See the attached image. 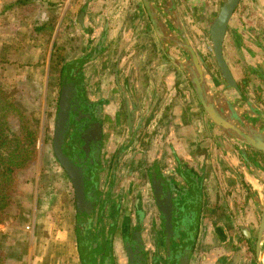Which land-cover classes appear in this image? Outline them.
<instances>
[{
	"label": "crops",
	"instance_id": "crops-1",
	"mask_svg": "<svg viewBox=\"0 0 264 264\" xmlns=\"http://www.w3.org/2000/svg\"><path fill=\"white\" fill-rule=\"evenodd\" d=\"M14 1L0 0L1 57L9 36L5 20L22 7L10 6ZM221 1L171 0L166 8L159 0L154 9L162 22L176 15L181 26L176 28L191 43L194 37L206 48L209 25ZM124 2L130 3L86 0L76 16L77 29L86 35L81 51L83 58L88 57L82 66L86 95L95 101L102 118L104 180L107 183V175L112 176L119 189V206L126 211L123 217L117 216L115 226L120 229L127 224V233L141 239L149 250L156 246V233L160 239L165 233H176L183 239L179 251L189 250L188 264H252L245 239L257 233L264 206V160L249 149L244 157L241 144L209 119L174 49L161 43L141 8ZM67 6L64 0L63 11ZM16 17L23 25V17ZM60 20L61 15L56 20L51 17L45 66L53 59ZM222 53L241 89H229L222 82L217 87L210 84V95L223 109L229 101L239 112H256V124L264 131V0L239 1L223 38ZM72 59H67L65 67ZM90 86L95 88L94 97ZM108 158H114L111 173ZM151 176L167 195L170 192L178 208L172 231L164 229L147 199ZM43 196L25 225L27 233H8L16 240L8 250L15 249L21 256L16 264H120L119 232L109 234V244L108 233H96L93 241L87 233L77 232L75 203L69 195L62 201L52 194ZM82 235L89 240L82 242Z\"/></svg>",
	"mask_w": 264,
	"mask_h": 264
},
{
	"label": "rangeland",
	"instance_id": "rangeland-1",
	"mask_svg": "<svg viewBox=\"0 0 264 264\" xmlns=\"http://www.w3.org/2000/svg\"><path fill=\"white\" fill-rule=\"evenodd\" d=\"M63 1L33 0L22 5L17 10V14H11L5 20L8 24L6 23L4 31L9 36L5 42L6 53L2 57L0 55V88L19 109L23 120L28 122L29 129L36 131V140L35 152L30 161L33 164H25L18 170V183L14 194L15 207L9 209L7 216H1L0 248L3 247V251L1 248L0 264H16L17 258L21 257L17 255L15 249L8 250V247H13L16 244V240H11L8 233H27L25 225L30 220L31 212L36 208L37 200L44 197L43 194L46 197L52 194L60 201L69 195L70 199L74 200L69 179L55 159L52 149V134L57 111L56 102L61 85L60 73L68 62L67 59L82 53V38L86 35L77 29L76 16L86 0H70L66 12L62 9ZM131 1L133 0H129L130 3L124 2L123 5L141 8V14L148 22L141 0H134L133 4ZM158 1L152 0V6L159 7ZM17 15L23 17L21 20L24 21L23 25L19 24ZM60 15L61 20L54 33L53 59L45 66L47 64L45 58L51 40V17L56 20ZM45 22L48 25H45ZM189 28V32L191 31L193 34L194 31L190 25ZM191 39L192 44L199 52L200 49L205 48L201 46L202 41L199 42L196 39L198 40L196 42L194 37ZM206 44V48L200 52L201 60L207 65L205 68L216 69L210 41H206ZM17 51L18 53H16ZM31 51H35V54L32 55ZM86 81L84 78V83ZM90 88L91 97H94L95 88L91 86ZM85 92L87 93V87H85ZM14 117L8 112L7 123L12 129L18 131L21 121L19 122L18 118ZM111 144L110 142L109 146ZM36 213L38 215L43 211H36ZM46 218H50V216L47 215ZM248 256L253 257L250 254Z\"/></svg>",
	"mask_w": 264,
	"mask_h": 264
},
{
	"label": "flooded vegetation",
	"instance_id": "flooded-vegetation-1",
	"mask_svg": "<svg viewBox=\"0 0 264 264\" xmlns=\"http://www.w3.org/2000/svg\"><path fill=\"white\" fill-rule=\"evenodd\" d=\"M149 1L152 4V0H149ZM224 1L225 0H222L220 5ZM141 3H142L143 10L145 12V16L148 19V23L149 25L152 26L149 20V17L147 15L146 9L143 6L142 0H141ZM163 4H164L163 5L164 7L170 8L172 2L171 0H163ZM219 7H218V10H219ZM169 22L170 21L168 19H165V21H163L164 26H165L164 32L167 36H169L167 39L165 38L162 39L158 37L157 34L155 35L160 39L161 43L165 45V47H171L176 52L177 60L181 62L180 63L181 71L184 70L186 75L189 77L190 85L197 98V101L199 102L203 111L206 113V111L204 110L203 106L201 105L195 93V88H194V84L191 81V76L189 72L185 69V67L192 66L189 55L185 51V49L177 43V40L182 41V37L185 35V32L180 29H177L173 24L171 25ZM208 35H209V29H208ZM188 41L190 45L193 47V49L195 50L197 57H198V61L201 64L204 78H205V84L207 85L208 97L212 98L216 106L222 109L225 114L229 115L230 113L234 112L236 115L235 117L232 118L231 121L234 124H236L242 131H244L243 129L244 128L246 129L247 127V128L256 129L264 133V131L262 130L263 128H261L259 124H256L257 122L255 121L256 118H254L255 116H253L256 112L252 114L248 112L249 111L248 109H246L247 111L245 110V112L243 113L239 112L233 108V106L230 104L229 101L226 103L227 105L226 107H224V109L222 106H218L213 96L210 95V88L212 86L217 87L218 84L219 83L221 84L222 82L229 89L233 88L238 91L241 88L239 87L238 83L234 80L232 74L231 76L235 82V86H230L227 84V82L222 77V74L215 61L214 56L213 58H214L216 69L205 68L207 65L205 64V62L201 60L200 52L195 48V46L191 43L189 39ZM209 41H210V36H209ZM211 51H212V48H211ZM83 55L84 53L82 52L78 54L77 57H73L74 58L72 59L73 61L69 62L66 65L67 67H64L65 70L64 71L62 70L60 73V76H61L60 84L61 85H60L58 100L56 102L57 111L55 114L54 125H53V134H54L55 121H56L58 110H59V100H60L61 94L64 93L66 96V101L68 103V112H67V120L65 123L64 141L62 144V150L65 156L67 157L68 161L80 170V174L83 180V187H84L83 188L84 204L82 208L78 209L75 204L77 232L87 233L86 234L87 237L89 236L92 237L93 241H94L95 236H97L96 233L97 234L108 233L107 238H106V242H108L107 244H109V240H110L109 234L119 232L118 234H119V238L121 242V252L123 253L122 261H118L120 264H154L157 262L161 264H178L179 257L184 253L185 250H187L188 252V260H189V250L187 248H182L181 251H179L180 246H182L183 244L182 243L183 239L181 237H177L176 233H173L172 235H170V240H173V241L177 240V241L171 244V247L169 248V250L165 248V243H164L166 240V236H167L165 235L166 233L164 234V237L162 236V239H160L159 233H156L155 235L156 246L154 248L151 247L149 250L148 246L146 247L145 245L141 244L142 242L141 239H138V237H134L133 233H127L128 232L127 224H124V227H121L120 229L115 226L114 222L117 216L119 214L120 215L122 214L121 216L123 217L126 211H125L124 206L123 207L119 206L120 204L118 203L119 202L118 200L119 189L116 187L115 181H112L111 179L112 176L107 175L110 177L107 183L104 180L105 176L102 172L104 165L102 163L103 161H102L101 156L105 151L106 142L104 141L102 118H101V114L99 111V107L96 105L95 101L92 102L91 100H89L90 98L87 97L86 92H85V87H86L84 83L85 74L82 70V66H83V63L88 59V57L83 58ZM210 84L212 85L211 87H210ZM230 108H231V111H230ZM206 115L208 116L207 113ZM96 122H99L101 125V136L100 137L98 136L96 129L94 128V123ZM85 131H87V139H88L87 146H84L85 144L81 140V134L85 133ZM223 132L241 144L242 146L241 152L244 150L245 156H246L247 149H249L252 151V153H255V155H257V157L260 160H264L263 153L252 149L246 143H243L240 139L235 137L232 133L228 134L225 131ZM52 142H53V136H52ZM52 149H53V145H52ZM108 160H109L108 166L111 169V171L109 172L111 173L113 168L115 167L114 164L112 163L114 158L113 159L108 158ZM69 183L72 188L73 198H74V203H75V193H74L73 186L70 180H69ZM148 185H149V191L147 192H149V196L147 195L148 197L147 196L146 197L149 200L151 207L154 208L155 213L159 215V217L162 219V222H163V216L159 209L160 205L156 201V194H155L154 182L152 180V176L150 179V183H148ZM162 193H163L162 197L166 199L167 195H166V192L163 191V189H162ZM171 199L173 201L172 215H174V214H177L175 210H177L178 208L174 205V200L172 196H171ZM262 208H264V206ZM262 208H261V212H262ZM125 218L126 216L124 217V219ZM86 240H89V239L87 238L85 239L84 235H82L81 241L82 242L84 241L85 243ZM245 241L248 244L247 246H248L249 254L253 255V257H250L251 263L257 264V260H256L257 233H253V236H251V238L245 239ZM263 246H264V236L261 238L260 250H262ZM90 262L91 261H87L88 264L92 263ZM187 264H188V261H187Z\"/></svg>",
	"mask_w": 264,
	"mask_h": 264
},
{
	"label": "water",
	"instance_id": "water-1",
	"mask_svg": "<svg viewBox=\"0 0 264 264\" xmlns=\"http://www.w3.org/2000/svg\"><path fill=\"white\" fill-rule=\"evenodd\" d=\"M239 0H225L219 7V10L212 20L209 27V36H210V44L213 52V56L215 61L220 69L223 79L230 86H235V82L231 76V73L227 67V64L222 55V42L223 37L226 31L227 24L233 14L235 7L237 6ZM143 6L146 9L149 20L152 24V27L158 37L162 39H167V36L164 32L165 26L162 20L159 18L157 13L155 12L154 7L150 3L149 0H142ZM158 8V7H157ZM174 16V15H173ZM169 19L170 23L175 27H180L179 21L174 16ZM177 43L185 49L188 53L192 66L185 67V69L189 72L191 76V81L194 84L195 93L203 106L204 110L208 114L209 118L212 122L219 128H221L226 133H232L235 137L240 139L243 143H246L249 147L256 151H260L264 154V133L252 128H244L242 131L236 124H234L231 120L235 117V113L232 112L229 115L225 114L222 109L218 108L212 98L208 97L207 94V85L205 84V78L203 74V70L201 64L198 61L197 54L193 47L190 45L187 36L184 35L182 37V41H178ZM231 111V108H230ZM67 112H68V103L66 101V96L64 93L61 94L59 100V110L58 115L55 121L54 134H53V152L54 155L59 162L60 166L63 168L65 173L67 174L75 193V204L79 209L82 208L84 204V194H83V180L80 174V170L72 165L62 150V144L64 141V130L65 123L67 120ZM234 116H233V115ZM94 128L98 136H101V125L99 122L94 123ZM81 140L84 142V146H87V131L81 134ZM245 156V151H242ZM155 178V177H154ZM156 181V183H155ZM154 189L156 194V201L160 205L159 209L163 216V226L167 232L172 231L173 219L177 218L178 214L172 215V205L173 201L170 196V192L167 195L166 199L162 197V185L157 182L156 178L153 180ZM176 213L178 210H175ZM139 236V235H138ZM264 236V208H262L260 221L257 230V243H256V260L257 264H264V246L262 250H260V242L261 238ZM177 241V240H176ZM175 240H170V236L167 235L165 240V248L169 250L172 243L176 242ZM188 261V252L187 250L179 257L178 264H187ZM154 264H161L159 262Z\"/></svg>",
	"mask_w": 264,
	"mask_h": 264
},
{
	"label": "trees",
	"instance_id": "trees-1",
	"mask_svg": "<svg viewBox=\"0 0 264 264\" xmlns=\"http://www.w3.org/2000/svg\"><path fill=\"white\" fill-rule=\"evenodd\" d=\"M30 1L33 0H15L10 6L24 5ZM8 112L21 121L18 131L8 125ZM27 125L19 109L0 88V222L1 216H7L9 209L15 207L19 168L33 164L30 161L35 152L36 131Z\"/></svg>",
	"mask_w": 264,
	"mask_h": 264
},
{
	"label": "built area",
	"instance_id": "built-area-1",
	"mask_svg": "<svg viewBox=\"0 0 264 264\" xmlns=\"http://www.w3.org/2000/svg\"><path fill=\"white\" fill-rule=\"evenodd\" d=\"M70 0H66L67 5L69 4Z\"/></svg>",
	"mask_w": 264,
	"mask_h": 264
}]
</instances>
